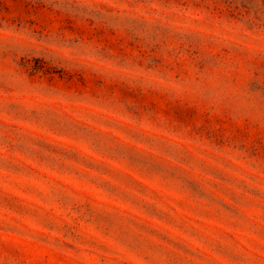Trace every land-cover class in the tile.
Here are the masks:
<instances>
[{"label":"rangeland","instance_id":"1","mask_svg":"<svg viewBox=\"0 0 264 264\" xmlns=\"http://www.w3.org/2000/svg\"><path fill=\"white\" fill-rule=\"evenodd\" d=\"M0 264H264V0H0Z\"/></svg>","mask_w":264,"mask_h":264}]
</instances>
